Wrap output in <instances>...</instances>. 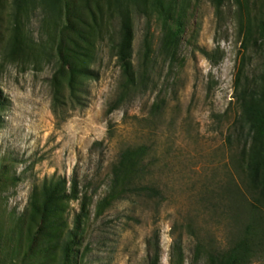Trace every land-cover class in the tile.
I'll use <instances>...</instances> for the list:
<instances>
[{
	"label": "rangeland",
	"instance_id": "obj_1",
	"mask_svg": "<svg viewBox=\"0 0 264 264\" xmlns=\"http://www.w3.org/2000/svg\"><path fill=\"white\" fill-rule=\"evenodd\" d=\"M125 4L136 86L143 44L150 49L143 85L113 111L120 64L115 56V0H24L13 23V0H0V264H146V240L158 233V264H207V246L235 235L243 196L226 143L238 69L258 65L255 33L246 51L236 0H134ZM242 32L264 18V0H239ZM157 3L181 12L184 32L173 57L159 50ZM200 49L209 53L205 57ZM146 144L144 181L156 196L111 189L110 168L126 146ZM69 195L56 201L47 226L37 212L49 180ZM86 197L85 216L80 214ZM104 199V201H103ZM245 218V214H240ZM72 233L68 261L63 249ZM249 264H264V254Z\"/></svg>",
	"mask_w": 264,
	"mask_h": 264
},
{
	"label": "trees",
	"instance_id": "obj_2",
	"mask_svg": "<svg viewBox=\"0 0 264 264\" xmlns=\"http://www.w3.org/2000/svg\"><path fill=\"white\" fill-rule=\"evenodd\" d=\"M50 14L55 11L53 0H42ZM214 9L218 10L221 0H211ZM239 16L238 33L243 39V51H246L251 36L255 33L260 45L259 62L254 66L249 75L243 71V58L238 69V82L233 92L232 110L225 134L226 143H233L237 151V161L233 164L238 175L247 200L240 196L239 211L245 214V218L236 214L235 235L226 246L219 248L209 245L206 249L207 264H249L252 260L264 254V18L256 19L248 29L242 32L241 5L236 0ZM135 5L134 0H115V10L118 17L117 41L115 44V56L120 64V73L113 99L106 104L105 113L108 114L116 109L137 86L143 85L150 49L143 44L141 54L142 63L139 65V80L136 86L135 72L130 61L131 57V34L129 17L124 5ZM24 0H13V23L19 27L22 23ZM163 27V36L159 44V50L165 56L173 57L178 48L181 35L184 32V20L181 12L171 13L169 7L157 3ZM205 57L209 53L200 49ZM150 151L146 144L126 146L117 155L115 162L110 168L111 189L119 186V193L126 195L132 193L143 196H156V188L144 181L149 172V161H145ZM72 197L77 193L76 182L70 184ZM64 190L63 180H49L42 189V200L37 212L47 226L53 227L54 223L48 220L49 216L58 208L56 201L70 197ZM86 197L81 196L80 214L76 216V226L80 216H85ZM104 201V199H103ZM74 235L63 249V257L68 261L72 254ZM147 258L146 264H158L159 247L158 233L155 231L146 240ZM172 264H181L180 237L173 238L170 252Z\"/></svg>",
	"mask_w": 264,
	"mask_h": 264
}]
</instances>
